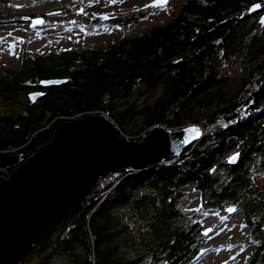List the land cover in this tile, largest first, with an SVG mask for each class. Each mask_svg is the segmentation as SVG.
Masks as SVG:
<instances>
[{
    "label": "trees",
    "instance_id": "obj_1",
    "mask_svg": "<svg viewBox=\"0 0 264 264\" xmlns=\"http://www.w3.org/2000/svg\"><path fill=\"white\" fill-rule=\"evenodd\" d=\"M254 4L260 9L250 13ZM263 11L264 0H185L168 21L146 31L124 32L98 48L38 55L22 60L16 71H0L3 102L45 93L35 104L23 99L22 112L0 114V156L18 153L24 161L50 141L56 125L90 113L107 114L119 135L139 136L155 124L202 131L178 158L144 172H115L104 185L101 179L20 264L32 255L45 264L48 250L71 264H194L203 247L201 227L181 206L191 197V184L201 211L240 206L254 247L246 264H264V191L251 196L256 172L264 176V29L258 32L257 21ZM132 20L123 16L114 25ZM243 51V75L224 73V64ZM48 78L66 81L41 88ZM138 118L141 126L133 132ZM232 146L239 153L234 165L226 158ZM122 209L137 220L136 235L125 234L129 224L116 218Z\"/></svg>",
    "mask_w": 264,
    "mask_h": 264
},
{
    "label": "water",
    "instance_id": "obj_2",
    "mask_svg": "<svg viewBox=\"0 0 264 264\" xmlns=\"http://www.w3.org/2000/svg\"><path fill=\"white\" fill-rule=\"evenodd\" d=\"M167 3L168 0H153L147 6L158 8ZM257 5L251 6L250 13L258 12ZM96 17L102 21L111 19L105 14ZM262 17L264 11L257 20L261 27ZM22 19L29 21L30 27L42 21L40 17ZM10 51L13 52V43ZM65 81L48 78L39 86H59ZM44 95L36 90L28 92L26 98L35 104ZM201 134V128L195 125L169 130L155 124L140 140L130 141L118 134V127L107 114L90 113L56 125L50 141L24 161L18 153L0 156V264H20L54 223L82 205L101 179L123 170L144 172L178 158ZM236 154L228 157L227 164L237 163L239 157L229 162ZM226 212L234 213L235 207H227ZM208 232L207 229L202 234Z\"/></svg>",
    "mask_w": 264,
    "mask_h": 264
},
{
    "label": "rangeland",
    "instance_id": "obj_3",
    "mask_svg": "<svg viewBox=\"0 0 264 264\" xmlns=\"http://www.w3.org/2000/svg\"><path fill=\"white\" fill-rule=\"evenodd\" d=\"M151 1L153 0H2L0 2V71H16L22 60H29L38 55L106 46L117 41L124 32L139 33L155 24L168 21L185 2V0H170L165 6L155 10L147 6ZM97 14L112 16L115 20L123 16H132L133 20L120 28L114 25L115 21L95 22L94 17ZM21 16L43 19L40 25L30 27L29 21L24 22ZM262 29L264 26H260L258 32ZM10 43H13V52L10 51ZM246 65L247 57L243 51L224 64L223 72L242 76L243 67ZM23 99L19 95L9 102L0 100V114L22 112V106L27 105L28 102L27 98H25L27 102ZM140 123V118L136 119L130 125L131 130L137 132ZM118 134H121L119 129ZM143 134L144 132L139 136ZM121 136L127 137L130 141H135L139 137ZM235 152L236 149L232 146L226 158ZM261 173L262 170L256 172L254 185L251 188V196L257 199L264 191V176L260 175ZM113 179L112 175L102 179V184H107ZM188 190L191 197L181 203L185 216L192 222H199L201 232L210 230L208 234H202L201 251H203L198 253L194 264H246L254 253V247L248 243L249 233L244 227L243 211L240 210V206L232 214L227 213L226 208L236 207L233 203H225L223 208L216 211L212 209L201 211L198 192L195 191L194 185L191 184ZM240 201H246V197L241 196ZM129 215L128 209H122L116 213V218L121 223L129 224L125 234L135 232L136 235L139 230L138 222L129 220ZM126 251L127 249L121 246L119 252L123 254ZM47 254L49 255L45 264H71L66 256L54 254L53 250H48ZM37 262L38 257L32 255L23 264H37Z\"/></svg>",
    "mask_w": 264,
    "mask_h": 264
},
{
    "label": "flooded vegetation",
    "instance_id": "obj_4",
    "mask_svg": "<svg viewBox=\"0 0 264 264\" xmlns=\"http://www.w3.org/2000/svg\"><path fill=\"white\" fill-rule=\"evenodd\" d=\"M170 0H168V2H169ZM19 6H16V8H18ZM159 8H161V7H159ZM159 8H157V9H159ZM155 9V8H154ZM157 9H155V10H157ZM151 10V9H150ZM22 18L23 17H26V16H21ZM28 18H32V16H27ZM21 18V19H22ZM41 19H43V18H41ZM23 20V19H22ZM94 21L95 22H106V23H113L114 21H115V18L114 17H112L111 16V19H109L108 21H102L101 19H99V18H97L96 16L94 17ZM24 22H28V21H24Z\"/></svg>",
    "mask_w": 264,
    "mask_h": 264
},
{
    "label": "snow or ice",
    "instance_id": "obj_5",
    "mask_svg": "<svg viewBox=\"0 0 264 264\" xmlns=\"http://www.w3.org/2000/svg\"><path fill=\"white\" fill-rule=\"evenodd\" d=\"M161 3H166L167 0H160ZM257 8L259 7V5L256 6ZM261 22L264 23V17L261 18ZM37 23H42V21H37ZM239 157V154L237 153L235 156L231 157L229 162H235ZM210 231V230H209Z\"/></svg>",
    "mask_w": 264,
    "mask_h": 264
}]
</instances>
